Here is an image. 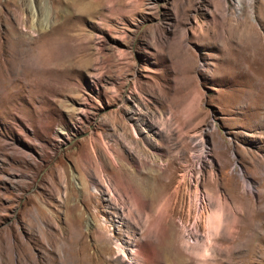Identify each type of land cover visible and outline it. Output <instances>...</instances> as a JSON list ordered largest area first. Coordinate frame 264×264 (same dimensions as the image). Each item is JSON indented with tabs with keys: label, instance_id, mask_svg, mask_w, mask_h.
Returning <instances> with one entry per match:
<instances>
[{
	"label": "rangeland",
	"instance_id": "374dc122",
	"mask_svg": "<svg viewBox=\"0 0 264 264\" xmlns=\"http://www.w3.org/2000/svg\"><path fill=\"white\" fill-rule=\"evenodd\" d=\"M146 263L264 264V0H0V264Z\"/></svg>",
	"mask_w": 264,
	"mask_h": 264
},
{
	"label": "bare ground",
	"instance_id": "6f19581e",
	"mask_svg": "<svg viewBox=\"0 0 264 264\" xmlns=\"http://www.w3.org/2000/svg\"><path fill=\"white\" fill-rule=\"evenodd\" d=\"M138 146V145H137ZM105 148L104 149H106V152H107V155L113 160V162L116 164V163H118V161H117V158H116V156H114V153L112 152V150H111V147H109L108 145L106 146H104ZM98 159H99V164H100V167L101 168H103V166H104V164L106 163V159L105 158H102V157H98ZM96 185V184H95ZM154 185V183H153V181H152V179H151V177L150 176H148V175H146L143 179H140L139 181H138V187H139V189L138 190H140V195L142 196V201H143V203L144 204H146L147 202H148V195H149V193H150V191H151V188H152V186ZM250 186V185H249ZM106 187H107V189H110V190H112L111 189V187H110V185H109V183L106 181ZM101 193V192H100ZM243 193L249 198L250 197V195H252L253 194V190H251V189H247V188H243ZM89 195L91 196V197H95V198H98V196H97V194L96 195H93L92 193H89ZM184 195V194H183ZM182 195V196H183ZM254 195V194H253ZM250 199V198H249ZM248 199V200H249ZM217 200H218V206H217V209H214V210H212V211H210V213L208 214V220H209V223H206V225L208 224V230L210 229V227H212V228H216V227H214V226H217L218 225V223L220 224L221 222H220V219L221 218H219V216H222V210H223V206L226 204V202H225V199L222 197V196H218V198H217ZM251 203V202H250ZM228 205V204H227ZM226 205V206H227ZM246 207V206H245ZM223 223V222H222ZM218 228V227H217ZM216 228V229H217ZM212 230V229H211ZM217 231V230H216ZM207 233H206V244H205V247H204V249H203V256H208V255H212L210 252H209V244H211L210 242H211V237H210V235H211V233L209 232V231H206ZM215 233H217V232H215ZM212 235H213V233H212ZM168 244L169 243H167L165 246H166V248H168ZM212 246V245H211ZM138 249V251L140 252H144L145 253V256H146V258H147V260H149V258L152 256L151 255V246L149 245V243L148 242H142L141 243V245H139V247L137 248ZM83 250V249H82ZM172 250H174V249H172ZM175 252V251H174ZM177 252V251H176ZM87 256L85 255V258H86ZM91 260L93 259V258H90ZM146 264H148V263H146Z\"/></svg>",
	"mask_w": 264,
	"mask_h": 264
}]
</instances>
